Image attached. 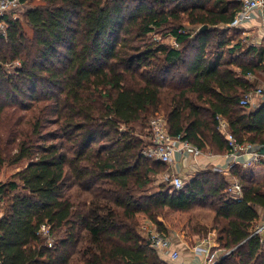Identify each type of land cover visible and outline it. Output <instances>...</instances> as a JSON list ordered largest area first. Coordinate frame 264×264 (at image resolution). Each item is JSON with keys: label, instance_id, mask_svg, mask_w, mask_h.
<instances>
[{"label": "trees", "instance_id": "16d2710c", "mask_svg": "<svg viewBox=\"0 0 264 264\" xmlns=\"http://www.w3.org/2000/svg\"><path fill=\"white\" fill-rule=\"evenodd\" d=\"M42 1L24 14L33 36L9 16L0 30V173L27 162L0 181V264H170L140 223L144 215L169 235L167 208L215 212L217 240L229 251L216 264H264V230L256 233L264 180L237 165L230 177L242 184L240 199L219 172L151 191L152 175L168 165L144 156L149 132L133 126L149 128L165 112L172 135L228 152L221 115L241 142L264 145V104L254 112L240 104L264 80V48L241 50L240 31L221 28L241 2L201 0L182 13L165 8L180 0ZM184 15L199 30L184 28ZM171 17L179 48L122 56L131 38ZM44 223L65 236L49 246Z\"/></svg>", "mask_w": 264, "mask_h": 264}, {"label": "built area", "instance_id": "2783aa9c", "mask_svg": "<svg viewBox=\"0 0 264 264\" xmlns=\"http://www.w3.org/2000/svg\"><path fill=\"white\" fill-rule=\"evenodd\" d=\"M21 3V0H0V14H4L6 11L17 8L21 5ZM259 8L264 14V0H243L241 8L236 12L233 20L227 24V26L230 28L241 27L251 18L255 10ZM197 30L199 29L197 28ZM172 38V47H179L176 37L173 36ZM255 95L263 96L264 88L258 87L254 91L246 93L241 98L240 104L244 107H249ZM217 119L219 122L218 128L225 134L228 141L229 150L227 155L230 158L228 165L229 170L237 165H242L244 168H252L257 164H264V155L259 152L260 147L258 145L254 143L241 142L230 130L229 123L223 116L219 115ZM148 132L149 143L144 148L143 154L145 157L152 160L170 165L173 163L174 156L176 154L186 155L194 158V160H197L207 154L205 150L185 138L183 134L172 135L168 127V120L164 116L152 118L149 124ZM242 158L244 159L241 160ZM215 171L221 172L223 169L216 168ZM164 180L175 190H180L185 186L184 180L179 175L166 173ZM229 189L230 194L235 199H240L243 196L242 184L239 180L233 179ZM2 207L3 200L0 188V217L3 214ZM263 230L264 222L258 226L256 233H261ZM39 233L46 238L49 246H53L55 237L50 224H42ZM148 238L150 239L152 246L156 248L162 256L169 258L171 261L179 259L180 253L173 250V239L170 235H165L158 229L152 228L148 231ZM198 249L201 252L207 253V264H216L215 257L213 254H210L208 248L201 246Z\"/></svg>", "mask_w": 264, "mask_h": 264}, {"label": "crops", "instance_id": "0c3cea01", "mask_svg": "<svg viewBox=\"0 0 264 264\" xmlns=\"http://www.w3.org/2000/svg\"><path fill=\"white\" fill-rule=\"evenodd\" d=\"M237 1H240L241 4L243 2V0ZM235 29H238L241 34V50L248 46H253L258 49L264 48V14L260 8L255 10L254 14L249 20H247V22L241 27ZM234 42L235 41H233V43ZM259 80L260 83L263 82V78ZM260 83L258 84V87L264 88V84ZM263 104L264 95H255L247 110L249 112H254ZM205 151L207 154L197 160L186 155L176 154L173 163L168 165L167 173L181 176L186 184L200 173L219 172L215 171V169L221 168L223 171L219 173L228 176L232 183L234 178L230 177L231 170L228 168L230 162V158L227 155L228 152L215 151L210 146H208ZM243 159L244 158L241 160ZM249 169L254 173L257 181H261V179L264 178V164H257ZM230 186L231 184H229V188ZM258 209L263 215L262 217H264L263 210L260 208ZM167 210L170 212V218L166 217V220L163 219V221L168 229L169 235L173 239V250L180 253L179 259L173 261L171 264H207L208 255L206 252H201L198 249L201 246L209 249L210 254L214 255L216 263L220 258L229 253L228 250L219 245L217 240L218 230L213 228L215 221V212L213 210L208 208H198L193 211L194 216H190L189 218L185 217V214L188 212L174 211L170 208H167ZM182 216L187 218L184 223L182 222V219L185 218ZM261 222H264V218H262Z\"/></svg>", "mask_w": 264, "mask_h": 264}, {"label": "rangeland", "instance_id": "374dc122", "mask_svg": "<svg viewBox=\"0 0 264 264\" xmlns=\"http://www.w3.org/2000/svg\"><path fill=\"white\" fill-rule=\"evenodd\" d=\"M135 2H137L138 0H134ZM134 1L132 2V4H134ZM201 1V0H180L177 3L174 2H168L166 3V10H181L185 7H189L190 5ZM39 4H43L42 0H30L28 2L25 3H21L20 6H18L17 8H13L9 11H6L4 14H0V30H4L6 28L7 25V19H5L6 16H9L11 18H19L25 27V31L27 32L28 35L33 36V30L32 28L27 25L26 21H25V12L27 9H30L34 6H37ZM158 7L160 8V5L157 3ZM183 13V11H182ZM187 20L186 15H184V19H183V23L184 24V28H186L188 31H193L197 29V25L189 23ZM177 25L176 21L174 19L169 18L168 21L164 22L161 26L155 28L153 31H150L149 33H147L144 37L139 38V39H134L131 38L132 40H129L128 43H126L127 45H125L123 47V53L122 56L124 58L129 57L135 53H138L142 50H145L147 47H151V46H156L157 44H167L168 46H170L172 48V26ZM223 27L221 28H225L228 29L229 27L226 25H221ZM130 39V38H129ZM180 46V45H179ZM179 48V47H177ZM17 63L19 62H15V63H10L7 65V68L9 70L10 73H13V69L14 66L17 65ZM260 84H264V80L262 83ZM159 116H164L166 117L165 112H160L158 114ZM156 115V116H158ZM154 118L153 116H151L148 120H147V124L149 122V120L151 121V119ZM146 124V126H147ZM133 126H135L137 128V131L139 132V134H146L148 127L144 128L142 125H140L139 123H134ZM169 127V125H168ZM54 128V126H53ZM146 137V136H145ZM148 138V136H147ZM27 165V162L18 164V165H6L3 167L1 173H0V181L1 182H7L12 178V175L16 172H18L19 170L23 169L25 166ZM168 172V168H163L159 173L152 175L153 176V181L150 184L149 188L152 189L151 191H155L159 188V184L161 182H166L164 180L165 174ZM263 179H261V181H263ZM175 216V215H172ZM190 216H194L193 212H188L187 214H185V217H190ZM166 217L170 218V212L165 209L164 213H163V217H161V219H165ZM184 217V216H182ZM184 217V218H185ZM146 217L144 216H140V223H141V228L143 229V231L145 232V236H148V231L152 228L157 229V227L154 225V223H152L151 221H148V219H145ZM180 219V218H179ZM187 220V218L182 219V222L184 223ZM65 231H61V232H57L56 235H54L55 240H60L61 238H63L65 236ZM83 264V263H82ZM171 264V262H170Z\"/></svg>", "mask_w": 264, "mask_h": 264}, {"label": "water", "instance_id": "95a60500", "mask_svg": "<svg viewBox=\"0 0 264 264\" xmlns=\"http://www.w3.org/2000/svg\"><path fill=\"white\" fill-rule=\"evenodd\" d=\"M207 28H208L207 25H203L201 29H202V30H205V29H207ZM259 152H260L261 154L264 155V145H263V146H260V148H259Z\"/></svg>", "mask_w": 264, "mask_h": 264}, {"label": "bare ground", "instance_id": "6f19581e", "mask_svg": "<svg viewBox=\"0 0 264 264\" xmlns=\"http://www.w3.org/2000/svg\"><path fill=\"white\" fill-rule=\"evenodd\" d=\"M230 184H231V182H230Z\"/></svg>", "mask_w": 264, "mask_h": 264}]
</instances>
